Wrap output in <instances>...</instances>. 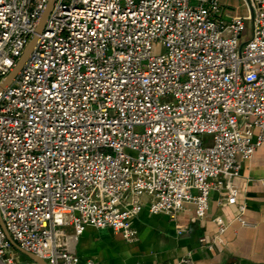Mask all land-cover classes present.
<instances>
[{
  "label": "built area",
  "instance_id": "built-area-1",
  "mask_svg": "<svg viewBox=\"0 0 264 264\" xmlns=\"http://www.w3.org/2000/svg\"><path fill=\"white\" fill-rule=\"evenodd\" d=\"M47 1L0 0V82ZM243 1L54 0L0 91V264H22L6 231L47 264H78L87 224L130 240L143 195L203 218L221 179L236 204L239 157L264 144V0Z\"/></svg>",
  "mask_w": 264,
  "mask_h": 264
},
{
  "label": "crops",
  "instance_id": "crops-1",
  "mask_svg": "<svg viewBox=\"0 0 264 264\" xmlns=\"http://www.w3.org/2000/svg\"><path fill=\"white\" fill-rule=\"evenodd\" d=\"M219 1L226 18L247 12L243 0ZM239 160V175L232 180L237 189L236 204L227 202L228 192L221 179L220 186L210 191L209 209L203 218L196 216L192 203H186L174 216L165 210L151 213L143 195L139 211L128 219L135 237L127 240L109 227L87 224L71 246L78 264L86 259L96 264H264V144L251 158ZM237 204H244L243 218L250 226L236 219ZM217 215L224 224L221 232L213 220ZM12 253L22 264L32 261H26L14 244Z\"/></svg>",
  "mask_w": 264,
  "mask_h": 264
},
{
  "label": "water",
  "instance_id": "water-1",
  "mask_svg": "<svg viewBox=\"0 0 264 264\" xmlns=\"http://www.w3.org/2000/svg\"><path fill=\"white\" fill-rule=\"evenodd\" d=\"M53 2L54 0H48L46 3V6L44 8V10L42 11L35 31L32 34L30 40L28 41L27 45L25 46L22 54L20 55V57L18 58L16 65L12 68V70H10V72L2 79V81L0 82V91L11 82V80L17 75V73L19 72V70L22 68L23 64L25 63V61L27 60L28 56L30 55L35 43H36V39H37V35L42 31L46 18L53 6ZM7 237L9 238V240L11 241L12 244H14L16 247H18L24 254H26L32 261L36 262L37 264H47L46 261L41 258L38 255H35L29 251H26L22 248H20L18 246V244L11 238V236L8 234V232L6 231Z\"/></svg>",
  "mask_w": 264,
  "mask_h": 264
},
{
  "label": "rangeland",
  "instance_id": "rangeland-1",
  "mask_svg": "<svg viewBox=\"0 0 264 264\" xmlns=\"http://www.w3.org/2000/svg\"><path fill=\"white\" fill-rule=\"evenodd\" d=\"M247 26H248V22H247ZM248 35H249V30H248V28H246L245 31H244V33H243V35H242V37L239 39V42L244 41L245 38H246ZM23 257L25 258L26 261L29 260V257H26L24 254H23Z\"/></svg>",
  "mask_w": 264,
  "mask_h": 264
}]
</instances>
